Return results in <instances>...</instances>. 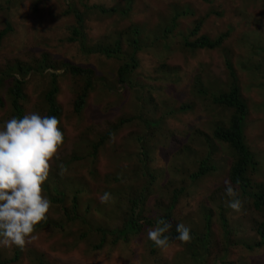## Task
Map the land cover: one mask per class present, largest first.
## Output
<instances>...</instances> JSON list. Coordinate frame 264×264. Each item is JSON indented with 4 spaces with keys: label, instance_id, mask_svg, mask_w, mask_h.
Returning <instances> with one entry per match:
<instances>
[{
    "label": "rangeland",
    "instance_id": "obj_1",
    "mask_svg": "<svg viewBox=\"0 0 264 264\" xmlns=\"http://www.w3.org/2000/svg\"><path fill=\"white\" fill-rule=\"evenodd\" d=\"M101 6L131 12L102 13ZM73 10L84 15L87 38L83 35L82 42L88 48L120 39L122 58L85 51L80 42L71 41ZM212 10L222 15L208 16ZM177 14L178 28L163 39L169 34L165 26ZM201 18L206 20L201 32L211 38L228 28L233 32L220 48L191 49V56L180 41ZM7 23L12 31L0 41V125L14 117L10 87L16 78L23 82L25 115L45 116V94L55 71L63 143L42 186V194L51 201L47 219L36 226L35 238H29L22 249L0 246L1 259L18 252L19 260L12 264H264V246L255 253L246 247L260 239L257 227L264 221V208L256 209L231 182L235 151L213 136L217 126L228 123L231 109L205 97L201 81L198 92L193 89L199 57L211 64L213 76L202 75L205 86L220 93L237 79L249 107L246 142L256 161L247 176L252 191L263 192L264 0H0V31ZM134 36L140 40L138 49L127 43ZM226 50L235 77L228 76ZM133 54L139 63L131 69L130 81L120 84L118 66ZM44 55L57 69L40 68ZM65 63L93 73V87L80 113L74 104L86 77L71 74ZM205 67L200 64L199 69ZM107 133L111 135L94 154L95 145ZM203 160L215 168L195 179L192 174ZM226 182L242 200L240 212L226 206ZM181 188L173 203L175 191ZM104 192L112 195L108 204L100 202ZM138 195L144 196L137 210L141 231L127 240L110 232L103 236L102 230L122 227ZM53 197H62L63 203ZM209 213L208 240L202 235ZM223 214L231 226L229 240L221 229ZM162 217L171 225L165 249L147 238ZM179 223L189 227L196 239L176 240L172 233Z\"/></svg>",
    "mask_w": 264,
    "mask_h": 264
},
{
    "label": "trees",
    "instance_id": "obj_2",
    "mask_svg": "<svg viewBox=\"0 0 264 264\" xmlns=\"http://www.w3.org/2000/svg\"><path fill=\"white\" fill-rule=\"evenodd\" d=\"M206 2H209L210 0H204ZM100 12L102 13H111L114 14L119 13L121 16H127L128 13L131 12V10L128 9H112L101 6L99 8ZM74 16L76 18L75 24L71 27L69 26L70 31H72L71 36L69 39L71 41L80 42L83 50L89 51V52H100L105 54L108 57H117L122 58L123 53V47H122V41L120 39L115 40L113 44L111 45H102L98 44L96 48H88L87 42L83 43L82 39L84 38L83 35L87 38L85 34V18L83 13L80 10H73ZM70 12V11H68ZM210 14H217L221 16L222 14L219 11L212 10L208 13V16ZM180 14H177L173 17L169 25L165 26L164 30H168L169 34L163 36V39H168L169 37L173 36L175 33V29L178 28V17ZM205 18H201L198 21H196L195 26L190 30L189 34L186 36L184 35L183 39L180 41L181 46L183 49L187 51L188 54L193 56L194 51H190L191 49L195 50H201V49H217L220 48L225 40L229 38L232 34L231 28H228L225 32H223L221 35L217 36L216 38H211L209 35L201 32L203 25L205 23ZM10 31H12V26L10 23H7V26L0 31V41L1 39L7 35ZM135 34H139L137 30H134ZM139 39L137 37H131V39L127 42L128 46H132L134 49H138L139 45ZM150 41V38H149ZM136 51V50H135ZM226 53V54H225ZM225 57V63L228 69V76L235 77V68L231 61L230 52L226 50V52H223ZM48 57V55H44V59H42L40 68L45 71L48 68L57 69L54 63H52ZM125 62L120 64L117 69V74L119 77L120 84H125L130 81L129 74L131 73V69H135V66L138 65L139 61L138 58L133 54L129 59L124 58ZM200 64H205L206 67L200 68ZM65 66L68 68V71L77 76V75H84L86 77L85 80V86L81 93H79L75 100V111L77 113L82 112L85 104L87 103V99L90 93L91 88L93 87V73L91 69H87L81 66H78L76 64H69L65 63ZM196 69L194 68V64L192 62L191 67L195 69L194 71V83H193V89L194 91L198 92L197 83L200 81L202 82V89H200L201 92H205V97L210 96L213 103H215L218 106H221L223 108L231 109L230 111L231 116L229 118L228 123L221 124L217 126L214 130L213 136L215 139L221 141L222 143H227L229 146H231L232 149L235 151V161L231 166L230 169V180L231 182L240 188L243 195L248 196V198L252 199L253 205L256 207V209H262L264 208V191L259 192L258 190L252 191L251 189V181L249 180L247 174L248 171L251 169H254L256 167V161L255 156L251 152L247 142H246V136H245V124H246V116L249 112V107L247 103L245 102L243 98V94L241 91L240 84L238 83L236 78H233V80L230 82V84L227 85L226 89H223L222 92L218 93L216 90H213V88H210L209 86H205L204 82L201 80L203 74H208L210 76H213L209 68L211 67V64L208 63L207 60H204V58L199 57L198 60L195 62ZM30 69V68H29ZM196 74V75H195ZM16 78V77H14ZM17 81L15 84L11 85L10 92L12 95V107L14 112V117L16 118H23L25 115V109L23 107V104L21 103L22 99L25 98V93L23 89V83L22 80L16 78ZM2 81V80H1ZM58 74L56 72L51 73V84L49 86V89L47 90L45 94V102L47 103V111L45 116H56V118L59 120V117L61 115V106L58 103V94H59V84H58ZM0 105H2V101L0 99ZM183 108H186L184 106ZM111 133H107L105 136H103L100 141L95 145L94 154L97 153L98 148L101 147V145L105 142L106 138L110 136ZM215 166H210L206 160H203L200 164V167L197 172L192 174L193 178H199L211 170H214ZM184 189H180L175 191V197L174 202H176V199L180 194L183 192ZM54 200L57 203H63V198H57L53 197ZM144 196L138 195L137 198H134L132 203V213L129 216V218H126L123 221V225L121 228H116L110 231L102 230L103 236L107 235L108 232L112 233L116 239H123L127 240L128 236L131 234H136L141 231L142 223L140 222L139 215L137 210L140 208V205L142 203ZM76 206V203L74 205ZM69 218V216H68ZM163 218V217H162ZM164 219H168L164 217ZM150 220H147L146 222H149ZM211 221L212 216L211 214H207L206 216V232L204 235L205 238L210 237L211 232ZM150 223V222H149ZM230 225H229V219L224 214L221 215V229L223 230V237L226 240H229L230 238ZM101 231V230H100ZM257 231L260 235V239L258 242L250 243L249 245L246 244L249 248V251L252 253H255L256 251H259L264 246V221L259 223L257 227ZM173 235L177 236L178 233L176 230L172 233ZM192 234H196L192 232ZM193 239H196L192 235ZM103 242V241H102ZM199 248L194 250L196 252ZM208 249V248H207ZM206 249V250H207ZM201 251V250H200ZM193 252V253H194ZM204 252V251H201ZM192 253V254H193ZM18 255L16 254L13 258L9 259H1L0 256V264H10L12 262H15L18 260ZM221 259V258H220ZM224 262L223 259H221ZM226 264V263H225Z\"/></svg>",
    "mask_w": 264,
    "mask_h": 264
},
{
    "label": "clouds",
    "instance_id": "obj_3",
    "mask_svg": "<svg viewBox=\"0 0 264 264\" xmlns=\"http://www.w3.org/2000/svg\"><path fill=\"white\" fill-rule=\"evenodd\" d=\"M58 125L56 116L38 113L13 117L0 125V246L15 245L22 249L29 238H35L36 226L47 219L51 201L42 194V186L63 143ZM225 191L229 197L226 206L240 212L242 200L236 189L226 182ZM99 199L108 204L113 198L111 193L104 192ZM170 228L164 218H159L155 227L148 230L147 238L165 249L170 239L165 234ZM176 232V240L184 243L192 240L191 229L183 223L177 225Z\"/></svg>",
    "mask_w": 264,
    "mask_h": 264
}]
</instances>
